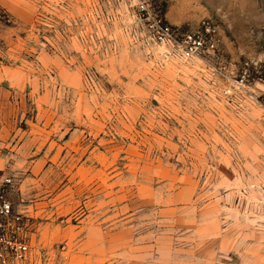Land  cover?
<instances>
[{
  "label": "rangeland",
  "instance_id": "1",
  "mask_svg": "<svg viewBox=\"0 0 264 264\" xmlns=\"http://www.w3.org/2000/svg\"><path fill=\"white\" fill-rule=\"evenodd\" d=\"M0 65V177L35 244L264 264V0H0Z\"/></svg>",
  "mask_w": 264,
  "mask_h": 264
},
{
  "label": "built area",
  "instance_id": "2",
  "mask_svg": "<svg viewBox=\"0 0 264 264\" xmlns=\"http://www.w3.org/2000/svg\"><path fill=\"white\" fill-rule=\"evenodd\" d=\"M11 187L10 177H0V264H69L63 251L52 252L33 242L31 215L8 198Z\"/></svg>",
  "mask_w": 264,
  "mask_h": 264
},
{
  "label": "crops",
  "instance_id": "3",
  "mask_svg": "<svg viewBox=\"0 0 264 264\" xmlns=\"http://www.w3.org/2000/svg\"><path fill=\"white\" fill-rule=\"evenodd\" d=\"M8 68V69H7ZM10 67L8 66H1L0 65V92L2 91L3 89V82H5V79L6 78H9L8 76H5L6 74L7 75H10L11 73H13L14 71L9 69Z\"/></svg>",
  "mask_w": 264,
  "mask_h": 264
}]
</instances>
